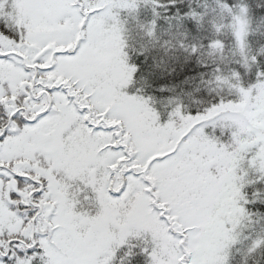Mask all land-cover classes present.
<instances>
[{
  "label": "snow or ice",
  "instance_id": "1",
  "mask_svg": "<svg viewBox=\"0 0 264 264\" xmlns=\"http://www.w3.org/2000/svg\"><path fill=\"white\" fill-rule=\"evenodd\" d=\"M0 264H264V0H0Z\"/></svg>",
  "mask_w": 264,
  "mask_h": 264
}]
</instances>
